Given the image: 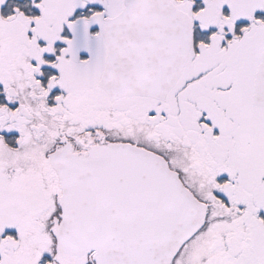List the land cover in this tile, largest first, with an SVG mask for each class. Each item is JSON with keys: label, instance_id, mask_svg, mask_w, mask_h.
I'll list each match as a JSON object with an SVG mask.
<instances>
[{"label": "snow or ice", "instance_id": "1", "mask_svg": "<svg viewBox=\"0 0 264 264\" xmlns=\"http://www.w3.org/2000/svg\"><path fill=\"white\" fill-rule=\"evenodd\" d=\"M0 264H264V0H0Z\"/></svg>", "mask_w": 264, "mask_h": 264}]
</instances>
